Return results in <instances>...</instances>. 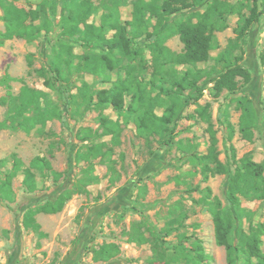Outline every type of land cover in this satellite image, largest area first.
Here are the masks:
<instances>
[{"label":"rangeland","instance_id":"obj_1","mask_svg":"<svg viewBox=\"0 0 264 264\" xmlns=\"http://www.w3.org/2000/svg\"><path fill=\"white\" fill-rule=\"evenodd\" d=\"M97 8V13L88 23L99 22L101 6L106 0H90ZM133 0H122L119 7L121 22L131 18ZM229 3L247 0H225ZM250 1V0H249ZM40 0H19L18 7L37 8ZM259 9L261 6L259 5ZM202 10V9H199ZM192 10L183 11L174 16V20L185 19ZM246 12V11H245ZM0 9V33L4 31ZM237 15L227 17V27L215 31V47L210 52L207 62L188 65H171L178 73L186 70H202L204 77L200 81L203 88L202 97L197 103H188L172 125L174 139L167 144L158 142L157 137L140 136L132 121L124 120L113 108H97L94 104L83 107L78 113L63 106L66 98L59 99L57 94L43 85L37 70L49 68L52 47L58 41L72 45L76 54L87 52L82 43L75 39L59 37L58 19L49 34H42L39 39L28 43L21 38L6 41L0 47V82L5 75L13 80L0 83V98L7 94L17 95L26 85L32 89L48 93L57 102L64 115L48 121L44 127H36L29 134L22 131H0V182L10 169L9 158L15 154L24 166H29L36 157L47 159L52 168L62 177L54 182L48 172L35 171L38 189L29 193L24 190L21 174L11 180L13 201L0 199V264H164L158 256L171 255L179 241L185 246L189 242L182 236L197 238L201 241L205 253L210 259L205 264H227L225 249L217 246L214 240L212 219L200 203L204 189L211 190V196L217 197L226 206L225 193L228 177L209 175L206 179L199 166L189 162V153L205 155L210 146L209 124L217 140L216 150L222 163L231 162L230 147L235 149V159L244 156L254 162L264 164V14L247 32L241 44L243 60L239 64L249 72L250 81L242 85L235 94L222 91L216 94L213 80L219 73L225 72L222 62H217L228 43L235 38L234 29ZM137 44L134 47H139ZM165 46L174 53H181L183 46L177 36L169 38ZM236 50L233 55H238ZM145 57L149 59L148 52ZM152 68L148 63L143 75L150 78ZM111 80L116 74H110ZM124 76V72H122ZM71 84L80 86L85 81L92 91L109 88L101 77L88 74L75 75ZM73 88L71 94H75ZM154 94V93H153ZM187 94V93H186ZM247 96L251 99L260 117L254 130L253 140L247 142L238 132L240 112L236 110L233 98ZM203 111L199 114L196 110ZM227 120L234 129L231 139L223 124L224 111ZM163 109L155 112L160 115ZM7 106H0V122L6 117ZM104 115L121 122L119 144L113 146L110 137L103 136L98 117ZM85 128L91 129L93 137L81 141ZM104 142V150L111 149L108 158H95L77 161L76 153L84 152L86 146ZM184 148L188 151H183ZM233 170V166H230ZM264 175V172H263ZM84 182V191L75 194L65 204L63 210L54 215L38 214L36 221L41 231L47 236L39 238L36 233L23 228L21 219L26 207L34 208L46 202H53L59 194L71 190L77 182ZM196 190V191H193ZM241 206L246 210L242 221L245 231L256 230L259 225L264 228V199H245L239 197ZM175 205H180L188 218L184 228L164 235L163 228ZM134 224L149 239L148 243L139 245L129 241L128 233ZM150 232H154L152 237ZM264 252V234L260 236ZM114 243L119 253L107 262L94 261V251L104 244Z\"/></svg>","mask_w":264,"mask_h":264},{"label":"trees","instance_id":"obj_2","mask_svg":"<svg viewBox=\"0 0 264 264\" xmlns=\"http://www.w3.org/2000/svg\"><path fill=\"white\" fill-rule=\"evenodd\" d=\"M18 1L0 0L1 19L4 24V31L0 33V47L13 38L34 42L42 34H49L58 19L59 37L75 39L88 51L76 54L68 42H56L52 47L48 70L36 71L43 79L44 87L54 91L59 99L66 98L68 101L63 102V106L67 109L71 107V111L76 113L93 104L97 108L109 106L124 120L130 119L140 136L157 137L162 144L174 139L171 126L186 105L190 102L197 103L203 94L200 83L204 77L202 70H186L180 74L171 65L195 66L207 62L210 51L216 44L214 32L227 27L228 16L237 15L235 38L217 57V62L223 63L225 72L219 73L213 80L216 94L224 90L235 94L240 88V82L245 85L250 81L249 72L239 64L243 60L241 44L250 28L264 14V0L236 3L225 0H133L131 19L121 22L119 7L122 0H106L101 6L99 22L95 25L88 23L97 13L96 6L90 0H40L37 8L28 9L18 7ZM189 10L192 12L185 19H172ZM173 36H178L183 45L181 53H174L165 46V42ZM137 44L140 46L134 47ZM236 50L240 53L233 55ZM145 52H148L149 59L145 57ZM262 62L264 63V57ZM148 63L152 73L146 80L143 71ZM113 72L116 74L114 81L110 76ZM80 74L101 77L104 84L111 86L92 91L85 81L80 86L71 84L70 79ZM8 80L13 79L5 75L0 83L9 88L6 84ZM73 88L75 94H71ZM232 102L240 112L238 132L243 140L251 142L260 117L247 96H238ZM0 106H7L6 117L0 122V131H22L29 134L36 127H44L48 121L64 115L59 104L48 93L26 85L20 88L17 95L7 94L1 97ZM157 108L163 109L160 115L155 112ZM199 109L201 111L196 110V113L200 114L203 108ZM98 120L101 135L110 137L111 145L117 146L122 131L121 122L104 115H100ZM206 120L210 127L208 152L205 155L189 153L188 158L191 164L201 168L205 179L215 174L228 177L226 206L217 197L211 196L208 187L204 189V196L200 199L204 210L212 219L215 243L225 249L227 264H264L260 238L264 234V228L262 225L250 231L242 228L246 210L239 199H264V164L256 163L248 156L236 160L233 147H230L231 162L222 163L218 158L217 140L211 130L210 117ZM223 124L228 138L231 139L234 129L227 120L226 110ZM81 133L80 139L83 142L94 134L89 128L83 129L78 135ZM105 147L104 142L86 146L84 152L76 153L75 159L88 161L98 157L108 158L112 151L104 150ZM183 151L188 150L184 148ZM9 161L10 169L0 182V199L4 201H13L11 180L18 174L22 176L24 190L29 193L38 189L35 171L48 172L54 182L62 177L43 157L34 158L27 167L15 154L10 156ZM4 162L1 161L0 164ZM231 165L233 170L230 169ZM84 186V182H77L71 190L62 192L53 202L34 208L26 207L21 219L23 228L36 233L39 238H45L47 235L41 231L35 216L60 213L73 195L84 191ZM169 215L162 230L167 236L184 228V222L188 218L180 205H175ZM127 235L130 242L139 245L149 242L137 224L132 226ZM150 235L154 237L155 233L150 232ZM182 239L189 242L188 246L180 240L171 255L158 256L157 260L164 264H205L210 259L199 239L191 236H182ZM118 253L119 247L116 244H104L94 251L93 260L107 262Z\"/></svg>","mask_w":264,"mask_h":264},{"label":"crops","instance_id":"obj_3","mask_svg":"<svg viewBox=\"0 0 264 264\" xmlns=\"http://www.w3.org/2000/svg\"><path fill=\"white\" fill-rule=\"evenodd\" d=\"M260 5V4H259ZM261 6V5H260ZM100 17V16H99ZM131 19V18H130ZM99 20V19H98ZM178 37V36H177ZM179 39V38H178ZM181 43V42H180ZM182 44V43H181ZM183 46V45H182ZM211 52V51H210Z\"/></svg>","mask_w":264,"mask_h":264}]
</instances>
